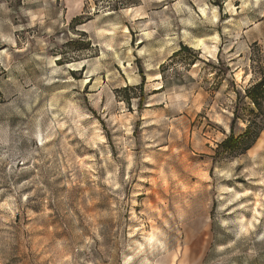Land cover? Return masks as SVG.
Returning a JSON list of instances; mask_svg holds the SVG:
<instances>
[{
	"label": "rangeland",
	"instance_id": "374dc122",
	"mask_svg": "<svg viewBox=\"0 0 264 264\" xmlns=\"http://www.w3.org/2000/svg\"><path fill=\"white\" fill-rule=\"evenodd\" d=\"M114 1L0 0V264H264V0Z\"/></svg>",
	"mask_w": 264,
	"mask_h": 264
},
{
	"label": "trees",
	"instance_id": "16d2710c",
	"mask_svg": "<svg viewBox=\"0 0 264 264\" xmlns=\"http://www.w3.org/2000/svg\"><path fill=\"white\" fill-rule=\"evenodd\" d=\"M110 4V3H108ZM123 4L120 0H115L111 5L113 9L119 8V5ZM182 51L193 52V49L188 47L187 45L180 44V48L173 52L172 56H177ZM194 61L199 59L197 55H193ZM163 77V76H162ZM143 80V76H142ZM143 81L139 84L140 92H142ZM165 84L162 86L164 87ZM124 88H127L125 86ZM246 96L249 97L254 105V108L250 111V118L246 120V128L244 132V137L249 140L248 145L245 147L248 149L253 141L258 137L259 133L264 129V71L262 72L261 77L255 83L250 85L245 89ZM142 96V95H141ZM237 113L234 112L233 121H236ZM233 124L231 126V129ZM233 133V132H232ZM232 133L222 141L221 144H224L233 139Z\"/></svg>",
	"mask_w": 264,
	"mask_h": 264
}]
</instances>
